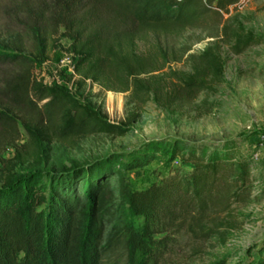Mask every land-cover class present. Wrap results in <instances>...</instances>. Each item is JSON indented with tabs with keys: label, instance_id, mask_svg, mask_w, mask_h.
<instances>
[{
	"label": "trees",
	"instance_id": "trees-1",
	"mask_svg": "<svg viewBox=\"0 0 264 264\" xmlns=\"http://www.w3.org/2000/svg\"><path fill=\"white\" fill-rule=\"evenodd\" d=\"M238 1L26 0L21 5L22 33L3 37L0 32V64L15 69L4 77L0 94L14 105L41 109L46 120L56 124L61 140L89 134L123 136L127 125L110 123L93 103L81 101L77 91L88 81L105 91L127 93L140 104L150 97L166 108L192 102L222 79V45L239 55L263 42L235 19L220 23L219 12ZM211 14L220 19L212 36L218 41L197 55L185 50L188 71L150 76L165 68L169 52L157 45L156 52L140 54L137 41L156 27L200 28ZM62 38L69 40L63 50L72 55L76 79L68 75L65 84L49 85L37 77L36 69L48 61L50 52L62 48ZM71 82L73 92L66 85ZM24 128L36 164L25 173L8 174L0 187V264H103V258L116 253L124 255L125 264H159L173 236L181 233L223 244L232 229L224 228L226 216L250 195L252 156L239 154L243 142L184 149L173 142L150 141L128 154L62 160L52 170L43 167L45 133ZM158 154L169 160L179 157L192 169L131 191L125 175ZM112 177L118 185L116 198L108 184ZM127 215L139 218V227ZM106 225L111 227L102 243ZM260 253L255 264H264V244Z\"/></svg>",
	"mask_w": 264,
	"mask_h": 264
},
{
	"label": "rangeland",
	"instance_id": "rangeland-1",
	"mask_svg": "<svg viewBox=\"0 0 264 264\" xmlns=\"http://www.w3.org/2000/svg\"><path fill=\"white\" fill-rule=\"evenodd\" d=\"M26 0H0V32L3 37L22 33L25 20L22 3ZM48 2V1H47ZM220 23L227 18L240 22L248 31L263 37V42L247 48L239 55L230 53L222 45L223 76L212 87L199 93L188 104L166 108L152 97L136 103L127 93L105 91L86 82L77 95L99 108L110 123L124 124L128 130L123 136L89 134L59 139L56 124L49 123L41 109H30L10 103L0 94V187L10 173H25L36 164L35 148L25 126L45 133L43 144L46 159L43 167L54 169L57 163L68 159L85 162L105 158L111 154H128L150 141L173 142L181 148L192 145L218 146L227 141L243 142L239 154L251 155L250 195L244 203L233 205L225 218V227L231 235L222 244L217 239L193 240L186 234L173 236L169 251L159 264H255L264 244V0H239L220 11ZM219 17L211 14L200 28L175 26L150 29L136 43L140 54L154 53L157 45L169 52L165 68L150 74L160 77L170 71H188L185 50L198 54L211 43L219 30ZM26 45L27 38H24ZM69 40L61 39V49L49 53L48 61L37 67L36 75L44 83H63L70 75L68 67L73 60L66 57L63 48ZM15 69L0 64V89L4 77ZM146 78V77H145ZM74 89V88H73ZM75 90V89H74ZM73 90V91H74ZM192 167L179 157L169 160L158 154L156 160L125 175V184L133 190H143L175 173H189ZM108 184L117 196L116 177ZM80 193H85L82 186ZM117 204L112 211H117ZM126 213H128L126 211ZM134 227L140 219L127 215ZM111 226H105L102 243ZM121 257V258H118ZM103 264H125L124 255L112 254L103 258Z\"/></svg>",
	"mask_w": 264,
	"mask_h": 264
},
{
	"label": "built area",
	"instance_id": "built-area-1",
	"mask_svg": "<svg viewBox=\"0 0 264 264\" xmlns=\"http://www.w3.org/2000/svg\"><path fill=\"white\" fill-rule=\"evenodd\" d=\"M176 1H180V0H176ZM65 55H66V57L72 59V55L71 54L66 53ZM68 71H69L70 75H73L72 81L75 80L76 76L74 75V71H73V63L68 67ZM63 83H56V84L61 85ZM46 84L50 85L52 83H46ZM66 85H67L68 89L73 92L74 89H73V86H72V82L71 83H67Z\"/></svg>",
	"mask_w": 264,
	"mask_h": 264
}]
</instances>
